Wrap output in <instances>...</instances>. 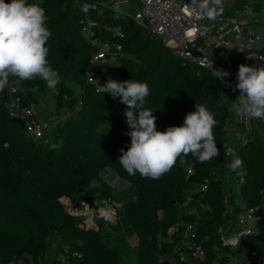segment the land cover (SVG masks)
Masks as SVG:
<instances>
[{
    "label": "trees",
    "instance_id": "trees-1",
    "mask_svg": "<svg viewBox=\"0 0 264 264\" xmlns=\"http://www.w3.org/2000/svg\"><path fill=\"white\" fill-rule=\"evenodd\" d=\"M27 3L39 4L48 16L46 26L52 33L47 42L48 60L60 77L57 108H67L71 114L51 129L48 142H35L9 116L4 107L6 88L0 91V264H121L120 252L103 242L101 224L95 219L98 228L81 227L85 217L70 214L63 206L65 199L94 204L108 198L124 204L122 217L138 237L136 264H184L180 259L183 242L187 226L193 224L196 227L189 236L203 244L204 264H229L230 255L251 250L260 258L247 264H264V223L252 241L235 251L223 247L218 234L219 227L230 219L224 183L217 172L232 161L226 155L230 142L226 125L233 114L226 89L210 71L183 62L133 16L118 14L100 0ZM85 4L87 13L81 10ZM248 7L259 14L264 0H233L231 11L234 15ZM87 20L93 22L90 28L95 39L121 46L114 72L117 80L148 84L145 108L157 112L158 131L182 125L196 102L215 114L219 157L201 164L189 154L158 180L142 178L139 173L130 176L121 167V149L126 151L131 143L125 134L129 131L126 105L88 80L91 59L100 44L86 39L83 27ZM110 26H119L124 36L112 35L106 29ZM13 79L20 85L23 107L39 103L31 91L49 89L40 79L10 77ZM233 150L244 161L241 169L232 171L239 180L240 197L259 215L264 212V146L251 134L244 141L240 138ZM188 167L193 172L190 175ZM105 169L115 172L129 190L119 195L104 182L101 171ZM206 181L207 190L196 191ZM187 203H193L199 215L182 212ZM53 238L66 260L47 258Z\"/></svg>",
    "mask_w": 264,
    "mask_h": 264
},
{
    "label": "built area",
    "instance_id": "built-area-1",
    "mask_svg": "<svg viewBox=\"0 0 264 264\" xmlns=\"http://www.w3.org/2000/svg\"><path fill=\"white\" fill-rule=\"evenodd\" d=\"M105 4H118L121 2H134L138 9L134 14V21L147 29L150 35L155 37L161 44L171 49L173 54L183 62L206 68L212 76L213 69H223L229 75L222 83L217 82L226 89L229 105L239 127L242 130L241 140H246L253 132L254 118H247L237 114L233 105L239 95V90H233L237 81V73L240 64L255 67H264V41L253 26L254 21H264V10L255 13L248 7L235 12L234 15L222 14L215 20H210L199 12L193 5L192 0H100ZM95 7V6H94ZM119 14V13H118ZM93 22L87 20L83 27L86 39L92 44H100L99 50L93 54L91 59V75L89 82L100 87L108 78L117 80L115 73L103 72L98 74L96 66L107 63L111 56L122 55L119 44L111 46L94 38L91 30ZM108 32L118 38L124 36L119 26L106 28ZM100 76V79H99ZM230 85V86H226ZM20 85L16 79L10 80L6 87L7 99L4 107L11 118H22L26 125V136L35 142H48L51 129L58 123L42 118L32 106L23 107L21 97L18 94ZM259 120V119H258ZM261 121V120H259ZM264 123V121H261ZM228 129V121L226 130ZM228 148H232L228 142ZM228 156V155H227ZM230 159L234 157L228 156ZM184 161V158H182ZM188 175L192 174L191 167L187 168ZM218 175V172H217ZM207 181L201 183L196 191H206ZM239 182L237 183L238 203L235 206L227 203V214L229 222L218 229L223 247L238 249L242 243L250 242L255 238L254 228L264 223V212L259 215L257 209L247 205L240 197ZM64 210L78 217H85L80 226L95 228V219L98 213L92 209L90 203L76 204L65 199ZM100 208L111 207L114 220H120L123 214L124 204L113 198L99 202ZM186 207L183 206L182 208ZM203 207V206H202ZM204 208V207H203ZM199 215V213H197ZM93 216V219H89ZM196 224L188 225V231L183 242L184 253L181 262L184 264H204L206 261V250L202 243L195 241L189 236L195 230ZM177 231V229H175ZM248 261L252 258H260L256 250L247 253ZM67 256L60 254V260H66ZM233 260L231 264H236ZM247 264V263H246Z\"/></svg>",
    "mask_w": 264,
    "mask_h": 264
},
{
    "label": "clouds",
    "instance_id": "clouds-1",
    "mask_svg": "<svg viewBox=\"0 0 264 264\" xmlns=\"http://www.w3.org/2000/svg\"><path fill=\"white\" fill-rule=\"evenodd\" d=\"M192 2L210 20L224 12L223 0ZM81 10L87 13L89 6L85 4ZM47 20L46 11L39 4L0 0V91L8 86L10 77L40 79L49 89L60 83L59 73L48 60L47 42L52 33L46 26ZM213 74L222 83L229 75L223 69H213ZM237 81L233 89L240 92L233 105L236 113L264 121V67L240 64ZM99 90L126 105L124 115L129 131L125 134L130 136L131 143L126 151L121 149L119 164L130 176L139 173L142 178L158 180L171 171L179 158L189 154L201 164L220 156L214 136L217 120L206 105L196 102L195 110L185 115L182 125L158 131L153 111L145 108L150 95L146 82L108 78ZM226 155L234 157L229 164L232 171L243 167L244 161L233 149L227 148ZM98 217L115 222L111 207L100 208Z\"/></svg>",
    "mask_w": 264,
    "mask_h": 264
},
{
    "label": "crops",
    "instance_id": "crops-1",
    "mask_svg": "<svg viewBox=\"0 0 264 264\" xmlns=\"http://www.w3.org/2000/svg\"><path fill=\"white\" fill-rule=\"evenodd\" d=\"M232 4H233V0H223V6H224L223 14L233 15L232 11H231ZM229 5H230V10L228 8ZM137 9H138V6L136 5L135 12ZM135 12H134V14H135ZM134 14L131 16H134ZM256 31L258 34L260 33V30H256ZM261 38L263 39V37H261ZM117 57L118 56H115V57L111 56V58L109 59V61L107 63H104L100 66L102 68V70L105 69L104 71L107 73H112V72L114 73L116 71V67H117V61H116ZM49 91L50 90H48L44 93H38L36 90L31 91L39 99V103L36 105H32V107L34 108V110L36 112H40V113H42V115L46 116L45 118L47 120L60 122L63 117H68L71 114V111L68 110L67 108L58 109L56 107L57 102L54 103L56 105H50L49 108H47L44 111V100L48 101L47 99L49 97L47 96V93ZM41 95L43 96V98H40ZM225 97H226V100L229 101L227 95H225ZM54 101H56V100L54 99ZM227 136L230 138L229 141L231 142V146L234 149L237 141L242 137V130L239 127L234 114L228 120ZM252 137L256 138L264 146V123H262L261 121H259L258 119H255V118H254V122H253ZM229 164L227 166H225L223 169L219 170L218 177L220 179H222V181L224 183L225 192L227 194V200H226L227 203L230 206L233 204L236 206L238 203L237 183L239 182V180H237L236 176L232 173V170L229 168ZM114 176L116 177L115 182L117 181V183H121L118 179V176L116 174H114ZM121 184L124 185L125 189H123V190L120 189L119 195H121L122 192H127L129 190V188H128L129 185L126 182L125 183L122 182ZM112 186L115 187L114 184ZM116 188L119 189L120 187H116ZM189 204H191V203H187L186 207H184V209H187ZM91 205H92L91 206L92 209L98 213V210L100 209L99 202H96V203L91 204ZM193 206H194V204H193ZM186 213L187 214H197V212L196 213L186 212ZM96 220L101 224V227H102L103 242L106 245H108L114 249H117L120 252L121 264H136V260L133 261V255L132 254L135 252L136 246L138 244V237L127 226L125 219L122 217V220H115V222L112 223V222H106L105 220H103L102 218H99L97 216ZM93 224L95 225V228H98V225L96 224V222L95 223L93 222ZM129 249L132 250L131 254H130ZM246 256H247V253H246ZM230 257H231V255H230ZM248 262L249 261L247 258L246 261L241 260V262H239V263L236 262V264H246Z\"/></svg>",
    "mask_w": 264,
    "mask_h": 264
},
{
    "label": "rangeland",
    "instance_id": "rangeland-1",
    "mask_svg": "<svg viewBox=\"0 0 264 264\" xmlns=\"http://www.w3.org/2000/svg\"><path fill=\"white\" fill-rule=\"evenodd\" d=\"M108 6H110L116 13L129 14V15H133L134 12H135V9H136V4L134 2H121V3H118V4H109ZM228 8L230 10V5L228 6ZM253 26H255L256 30H260L259 35L261 37H263V41H264V21H262V20L254 21ZM96 70H97L98 73L105 72L104 71L105 69L102 70V68L99 65L96 66ZM48 90H50L47 93V96L49 98L47 99L48 101L44 100V111L47 108H49L50 105H56L57 104V103L54 104L56 102V101H54V99L56 100V96L58 94L57 88L48 89ZM40 98H43V96L41 95ZM37 114L39 116H41L42 118L44 117V119H46L45 118L46 116L42 115V113L37 112ZM50 133H51V131H50ZM101 177L103 178L104 182H106L107 184H112V185L114 184V186H115L114 188H115L117 193L120 192V189L121 190L125 189L124 185H122L121 183H117V181L115 182V178L116 177L114 176V174L109 169H105L103 171V173L101 174ZM116 186L120 187V188L118 189V188H116ZM117 193H116V195H117ZM182 212H185V213L186 212H190V213H196L197 212V213H200L199 209L196 206H193L192 203L188 205L187 209H183ZM258 230H259V227L256 226L254 228V233L255 234L258 233ZM59 247H60V244L58 243V240L56 238H53L52 241H51V250H49L50 252L47 255V258L49 260H54V259L60 260V254L61 253H60V248ZM231 251H235V250L231 249ZM131 253H132V250H130V254ZM134 254H135V252L132 254L133 255V261L136 260ZM229 258H230L229 264H231L234 259L239 263V262H241V260L246 261V259L248 258V255L246 256V253L244 252V253H241V254L239 253V254L231 255V257H229Z\"/></svg>",
    "mask_w": 264,
    "mask_h": 264
},
{
    "label": "water",
    "instance_id": "water-1",
    "mask_svg": "<svg viewBox=\"0 0 264 264\" xmlns=\"http://www.w3.org/2000/svg\"><path fill=\"white\" fill-rule=\"evenodd\" d=\"M156 114H157V112L156 111H153V115L154 116H156ZM14 120V122H16L19 126H20V128L25 132L26 131V125H25V121L22 119V118H14L13 119ZM111 170V169H110ZM104 171V170H103ZM103 171H101V174L103 173ZM112 171V170H111ZM113 172V171H112ZM114 174H116L115 172H113ZM117 175V174H116ZM118 179H119V181L122 183H125V181L124 180H122L121 178H119L118 177ZM117 187V186H116ZM130 186H128V188H129ZM163 264H168L167 262H163Z\"/></svg>",
    "mask_w": 264,
    "mask_h": 264
}]
</instances>
